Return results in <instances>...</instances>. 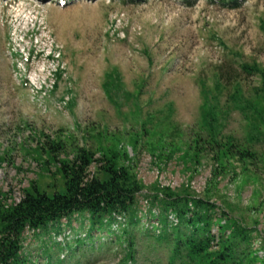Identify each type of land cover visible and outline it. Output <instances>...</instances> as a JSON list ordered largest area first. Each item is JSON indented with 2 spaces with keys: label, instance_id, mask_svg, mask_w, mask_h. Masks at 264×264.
<instances>
[{
  "label": "rangeland",
  "instance_id": "1",
  "mask_svg": "<svg viewBox=\"0 0 264 264\" xmlns=\"http://www.w3.org/2000/svg\"><path fill=\"white\" fill-rule=\"evenodd\" d=\"M240 1L232 9L221 0H0V199L18 203L32 185L48 193L60 185L38 155L57 140L62 159L95 152L92 173L117 152L144 186L132 263L113 232L88 237V218L78 216L50 239L25 234L31 264H169L171 248L145 232L159 228L151 199L164 188L207 199L218 218L253 229L264 264L263 79L244 69L264 71V0ZM210 129L252 157L220 166L221 145L203 144L198 163H186Z\"/></svg>",
  "mask_w": 264,
  "mask_h": 264
},
{
  "label": "trees",
  "instance_id": "2",
  "mask_svg": "<svg viewBox=\"0 0 264 264\" xmlns=\"http://www.w3.org/2000/svg\"><path fill=\"white\" fill-rule=\"evenodd\" d=\"M221 1L232 9L239 8L242 3L240 0ZM185 2L192 6L191 0ZM262 30L264 32V22ZM244 69L261 74V92L264 96V71L249 66H244ZM218 137L219 134L210 129L207 138L195 139L194 145L183 155L185 162L198 163L203 144L221 145L217 152L220 166L232 158L244 161L252 157L247 150L236 149L230 139L219 144ZM206 139L209 141L202 143ZM65 149V143L57 140L49 141L47 146L38 150L39 157H46L44 164L54 166L61 178L60 185H53L52 193L32 185L25 190L24 197L18 203L7 204L0 199V264H31L23 253L25 234L32 231L37 237L47 234L50 239L55 232L60 234L62 226L68 228L78 216L85 220L88 218V237L96 232H113L116 241L127 249L123 262L132 263L136 254V235L130 230L142 224L138 217L137 199L144 192V186L132 168L121 163L115 151L104 153L102 163L92 173L91 167L98 162L95 152L85 147L77 148L72 159H62L60 156L65 153ZM124 155L130 160L127 154ZM152 198V207L160 205L161 211L150 214L149 219L157 221L159 228L153 226L144 230L157 244H166L171 248L169 264L259 262L252 249L254 230L238 220L228 218V213L222 212L218 218L217 207L211 201L191 194L177 195L169 188L158 190ZM170 213L176 216L177 224L169 222ZM222 219L226 221L225 224ZM119 228L122 229L121 237L116 236ZM215 228L218 234L213 232ZM80 241L77 237L75 243Z\"/></svg>",
  "mask_w": 264,
  "mask_h": 264
}]
</instances>
